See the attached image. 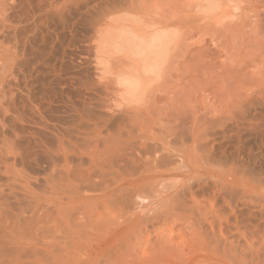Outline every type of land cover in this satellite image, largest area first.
<instances>
[{"label": "rangeland", "instance_id": "rangeland-1", "mask_svg": "<svg viewBox=\"0 0 264 264\" xmlns=\"http://www.w3.org/2000/svg\"><path fill=\"white\" fill-rule=\"evenodd\" d=\"M0 264H264V0H0Z\"/></svg>", "mask_w": 264, "mask_h": 264}, {"label": "bare ground", "instance_id": "bare-ground-1", "mask_svg": "<svg viewBox=\"0 0 264 264\" xmlns=\"http://www.w3.org/2000/svg\"><path fill=\"white\" fill-rule=\"evenodd\" d=\"M111 11H113V10H111ZM105 13L110 15L112 12L106 10ZM103 14H104V12H103ZM106 14H105V16H106ZM122 21L123 20L121 18H114V19L112 18V20H109V21L103 20L101 23L98 22L99 25L96 28L94 41L97 42V44L100 48H103L104 46H106V44L111 46V44L113 45V44H117V43L126 42V40H125V39H127L126 37H119V34H115L114 36L111 35L112 31L115 32V31H118V30L125 28V24H122ZM130 38H131V36H130ZM122 63H123V60H122ZM133 66H135V63ZM187 166L188 167L190 166L189 171L187 172V175H188V173H190L191 176L195 175L198 173V171L201 172L202 174H206V175H208V174L211 175V174L215 173V170L212 168H209V169L206 168L207 170H205V169L201 170L200 166L194 167V165L191 166L190 164ZM202 168H204V167H202ZM176 175L179 176L181 174H179L177 172L174 173V172H170V171H162V172H159L158 174H156V176H152L149 178L148 177L146 178L143 175H141V176H138V178L128 180L126 182V185L132 187V189H134L135 192H137L140 187H146V186H148L149 188H152V190H153L161 182H164V181L168 180L169 178L174 177ZM173 190H175V189H173ZM153 191L157 194V196L161 195V192L159 190H153ZM175 192L176 191L171 190L170 193H172L173 196L175 197ZM176 201H177V199H176ZM170 210H172V207L170 208ZM197 212L199 213L200 217L204 218V220H206L207 218H212L213 220H215L217 218V214L214 213L213 211L210 212L209 214L206 213V215H203L199 209H197ZM164 215H165V213H164ZM211 226H212V224H211Z\"/></svg>", "mask_w": 264, "mask_h": 264}]
</instances>
